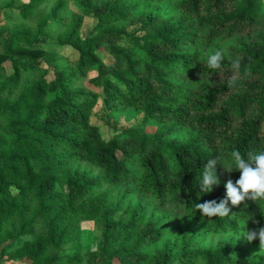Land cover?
I'll use <instances>...</instances> for the list:
<instances>
[{
	"label": "trees",
	"instance_id": "trees-1",
	"mask_svg": "<svg viewBox=\"0 0 264 264\" xmlns=\"http://www.w3.org/2000/svg\"><path fill=\"white\" fill-rule=\"evenodd\" d=\"M68 5L77 12L65 19ZM0 22V264H236L238 242L194 248L188 228L146 255L165 228L143 220L142 200L173 202L199 234L264 227V199L229 202L224 217L196 208L239 179L233 151H264V0H0ZM216 50L225 59L211 69ZM127 111L135 128H118ZM209 159L219 183L204 193Z\"/></svg>",
	"mask_w": 264,
	"mask_h": 264
},
{
	"label": "rangeland",
	"instance_id": "rangeland-1",
	"mask_svg": "<svg viewBox=\"0 0 264 264\" xmlns=\"http://www.w3.org/2000/svg\"><path fill=\"white\" fill-rule=\"evenodd\" d=\"M4 1V0H3ZM52 4V3H51ZM156 6H148L144 4H139L138 8H148V9H155ZM162 12L170 13L172 11V8L170 5H161L157 6L156 9H158ZM77 11L74 9V7L68 5L65 7L63 12V17L65 19H69L72 15H74ZM1 23V22H0ZM91 24V21L88 18H83L82 21V28L80 30L81 34H83L88 26ZM48 41H53L48 39ZM102 53V61L104 63H108L110 61V57L107 55L106 50L107 46H101L99 49ZM66 56H74V53H68ZM4 72L7 74L10 72L9 65L7 63L3 64ZM91 74H94V69L91 70V72L87 75L90 76ZM24 74H22V79H24ZM46 80L51 79V72L49 71L48 74L45 76ZM136 118V114L132 111H127L121 115L119 113H116L115 117V123L118 128L120 127H134L133 120ZM91 122L95 123L98 128L100 134L106 138L111 135L110 131L107 130V128L102 124L101 121H98L97 115H94L91 117ZM135 128V127H134ZM138 129V128H137ZM154 127L153 126H147L142 128V132L146 135L153 134ZM182 135H177L175 138L180 139L182 138ZM136 167L132 165L131 169L134 170ZM143 206H144V215L143 220L146 221L151 218V220H161V224L164 226V231L161 235V242H156L153 244H149L148 248L145 250L146 255H151L154 250H157L160 248L161 244L164 241L167 240H177L181 233L183 228H188L192 230L195 235L192 239L194 248H205L211 245H214L218 242H228V241H235L238 242L242 246V252L236 255V264H243L245 261L252 259L254 257H257L264 253V250L261 246L250 243L247 239L242 238L239 236V233H232V234H225V235H214L210 233H197V230L199 226L195 223L188 222L183 215L178 213L177 206L173 202H165L163 205H155L153 202H147V200H142ZM141 201V202H142ZM102 216H99V219ZM80 233H79V246L82 250H89L93 244L95 243V238L93 234V222H84L80 224ZM244 237V236H243ZM145 255V254H144ZM147 261V257L145 260H143L141 263Z\"/></svg>",
	"mask_w": 264,
	"mask_h": 264
},
{
	"label": "clouds",
	"instance_id": "clouds-1",
	"mask_svg": "<svg viewBox=\"0 0 264 264\" xmlns=\"http://www.w3.org/2000/svg\"><path fill=\"white\" fill-rule=\"evenodd\" d=\"M225 59L222 50H216L207 58V65L211 69H219ZM233 75L230 83L235 86L239 79V59L231 61ZM233 157V167L240 172L239 179L233 183L231 179L227 180L224 187L226 194L218 203L215 200L197 203L196 208L199 212L207 217H224L229 215V202L232 206L240 205L245 200L264 199V151L248 153L245 159L239 151L231 153ZM216 159H209L204 165V171L200 182V190L208 193L212 190L213 185L219 183L215 174ZM248 241L254 239L264 245V227L255 231H248L245 237Z\"/></svg>",
	"mask_w": 264,
	"mask_h": 264
}]
</instances>
